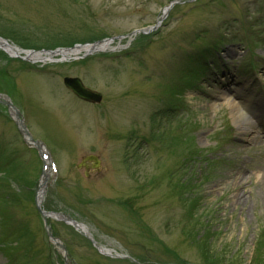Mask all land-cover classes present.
<instances>
[{
    "label": "rangeland",
    "instance_id": "374dc122",
    "mask_svg": "<svg viewBox=\"0 0 264 264\" xmlns=\"http://www.w3.org/2000/svg\"><path fill=\"white\" fill-rule=\"evenodd\" d=\"M172 1L0 0V38L19 49L119 37L85 60L14 62L0 75L55 154L50 211L85 224L115 255L62 220L54 232L73 259L48 238L32 201L42 166L0 109V264H264V0H177L150 39L130 37ZM210 48L226 57L203 58L190 77V57ZM7 55L0 47V66ZM65 76L103 101L78 100ZM89 154L101 171L86 176L77 163Z\"/></svg>",
    "mask_w": 264,
    "mask_h": 264
},
{
    "label": "bare ground",
    "instance_id": "6f19581e",
    "mask_svg": "<svg viewBox=\"0 0 264 264\" xmlns=\"http://www.w3.org/2000/svg\"><path fill=\"white\" fill-rule=\"evenodd\" d=\"M0 47L4 49V51L8 52L11 55H18V56H25L27 60H31L33 62H47V61H57L59 60L56 57H61V60H67L71 58H78L83 52L86 54H92L94 52H99V51H107V50H113L114 45L113 41H105L100 44L96 45H82L80 47H75L73 49H62L58 50L55 52H43V51H34V50H26L24 51L23 49H19L12 43H10L8 40H2L0 38ZM230 106L233 108V114L232 118L234 122L237 124V126L240 129H243L244 131H249L250 125L252 124V120L245 114V112L233 101L230 102ZM40 172V170H39ZM39 172H38V177H39ZM37 177V180H38ZM37 182V181H36ZM47 190V189H46ZM37 198L41 200L44 198V188L41 187L39 188ZM242 202L240 197L235 198V203L240 204ZM64 216L62 214H55L53 215V218H63ZM76 228H78L80 231L83 233L88 234V229L85 224H75L74 225ZM99 250H100V246ZM101 252L106 254V255H115V251L112 249H104L101 248ZM70 264V263H67Z\"/></svg>",
    "mask_w": 264,
    "mask_h": 264
},
{
    "label": "water",
    "instance_id": "95a60500",
    "mask_svg": "<svg viewBox=\"0 0 264 264\" xmlns=\"http://www.w3.org/2000/svg\"><path fill=\"white\" fill-rule=\"evenodd\" d=\"M65 84L82 99L91 102H99L101 100V94L86 88L79 78H66ZM21 131L22 133L28 135L31 140H33L30 133L27 131L26 127L23 124L21 125ZM36 143L39 144V142ZM86 160L95 161V167H99L100 161L96 156H88L84 159V162Z\"/></svg>",
    "mask_w": 264,
    "mask_h": 264
}]
</instances>
